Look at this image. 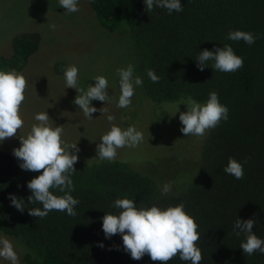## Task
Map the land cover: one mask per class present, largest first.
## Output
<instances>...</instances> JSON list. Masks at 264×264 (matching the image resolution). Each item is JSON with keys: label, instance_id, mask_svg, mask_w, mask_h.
<instances>
[{"label": "trees", "instance_id": "1", "mask_svg": "<svg viewBox=\"0 0 264 264\" xmlns=\"http://www.w3.org/2000/svg\"><path fill=\"white\" fill-rule=\"evenodd\" d=\"M87 2L113 36L129 35L148 98L156 103L188 97L203 102L215 91L229 109L228 119L202 137L199 165L175 194L162 195L152 177L124 161L76 163L70 193L79 200L75 217L55 210L43 219L30 216L28 207H43L27 204V182L40 173L21 169L13 153L0 150V233L20 244L23 264H159L147 254L132 259L120 234L106 238L102 217L119 214L112 206L118 198L134 199L137 208L183 203L198 224L200 264H264V254L243 253L239 246L246 236L233 231L238 218H254L253 232L264 239V0H181L183 11L171 14L155 6L148 13L144 0ZM234 30L252 32L257 39L252 45L228 40ZM38 41L35 32L14 35L11 54L0 55V70L21 69ZM224 45L243 57L244 66L226 73L213 70L209 61L199 70L200 51ZM148 69L160 77L158 83L147 76ZM229 157L244 165L243 179L224 172ZM9 194L25 199L23 212L11 204ZM168 264L191 262L177 256Z\"/></svg>", "mask_w": 264, "mask_h": 264}, {"label": "clouds", "instance_id": "2", "mask_svg": "<svg viewBox=\"0 0 264 264\" xmlns=\"http://www.w3.org/2000/svg\"><path fill=\"white\" fill-rule=\"evenodd\" d=\"M144 3L145 11L148 13L154 6L166 9L169 14L173 11H183L181 0H144ZM58 4L67 13L79 11L78 0H58ZM56 27L55 24L50 25L53 30ZM227 39L242 40L252 45L257 36L249 31L234 30L228 33ZM196 60L197 67L201 71L209 61H213L211 66L213 70L226 73H234L244 66L243 57L238 56L229 45L216 47L214 50L204 49L196 56ZM134 71L132 64H129L127 68L117 69L121 92L117 103L119 108L131 107L135 88L143 84L141 77L134 76ZM147 76L153 83H158L160 80L152 69L147 70ZM64 78L66 87L74 88L82 93L76 96L73 103L82 110L87 119H92V114L97 111L101 114L108 112L107 108L97 109L91 103L93 100L105 103L109 101L110 95L107 91L109 84L106 77L96 76L95 84H90L86 91L78 88L79 70L75 65L65 69ZM27 87L28 81L22 73L14 70H0V142L6 138L16 137L19 130L24 127L21 105L25 101ZM181 103L187 105V111L180 112L179 115L183 125L180 131L184 137L189 135L203 137L209 130L217 127L222 120L228 119L229 109L220 103L218 93L215 91L210 92L204 104L192 97L181 100ZM50 119L47 111L36 114L35 120L38 123L31 126L26 136L19 135L21 144L13 149V155L20 161L21 169L40 173L27 182V187L31 191V195L27 197V204L39 203L43 207L42 209L28 207L29 215L43 219L49 212L55 210L75 217L77 215L75 206L79 204V200L70 193L75 190L71 177L77 171L74 165L78 162L79 148L77 142L67 143L62 138L64 129L61 126L53 127L49 123ZM107 120L111 123L115 120V116L108 114ZM143 140V133L134 125L122 130L113 124L110 130L100 137L96 156L100 160L115 161L118 149L138 147ZM70 149L74 151L70 152ZM224 172L241 180L244 178V165L235 158L229 157ZM172 187L173 182L165 183L161 189L162 195L170 193ZM54 189L64 195H55L52 191ZM9 198L16 209L21 212L25 210L26 202L23 197L9 194ZM112 206L121 211L118 215L105 214L102 217L103 232L106 238L120 234L124 250L130 253L132 259L140 260L147 254L152 261H158L159 264H168V261L177 256L182 261H190L191 264H200L202 261V252L197 246L200 239L198 224L186 213L183 203L164 209L156 205L150 208H137L134 199L118 198ZM255 223L254 218L247 220L238 218L233 225V231L237 237L241 234L246 236V240L242 241L239 247L247 256L257 252L264 254V239L253 232ZM99 246L104 247L103 243ZM0 258L10 261V264H20L18 253L12 242L4 237H0Z\"/></svg>", "mask_w": 264, "mask_h": 264}, {"label": "rangeland", "instance_id": "3", "mask_svg": "<svg viewBox=\"0 0 264 264\" xmlns=\"http://www.w3.org/2000/svg\"><path fill=\"white\" fill-rule=\"evenodd\" d=\"M79 11L67 13L58 0H0V55L11 54V38L14 35L35 32L39 35L38 46L16 72L22 73L28 81L25 101L21 105L24 127L16 137L0 142V150L13 153L20 146V136H26L33 124L38 123L35 115L47 111L49 123L64 129L63 139L79 148L78 162L88 164L100 160L96 147L100 137L114 125L126 130L134 125L144 135L138 147L118 149L116 159L124 161L138 172L155 180L157 187L171 181L170 193L182 190L199 165V151L202 137H184L179 120L180 112L187 111V105L180 98L174 101L153 102L142 86L135 88L129 108L117 107L121 94L117 69L134 66V76H140L138 57L128 34L113 36L102 27L91 11L87 0H78ZM51 24L57 27L50 28ZM75 65L79 70L78 88L87 90L95 84L96 76L108 80L109 101L93 100L92 106L107 108L108 112L97 111L87 119L82 110L73 103L80 91L66 87L64 71ZM201 104L206 101L199 102ZM115 120L111 123L107 115ZM175 114V115H173ZM73 152V149L69 150ZM136 164L145 170L136 168ZM12 242L21 260L22 247L17 241L0 233ZM0 264L10 261L0 258Z\"/></svg>", "mask_w": 264, "mask_h": 264}]
</instances>
